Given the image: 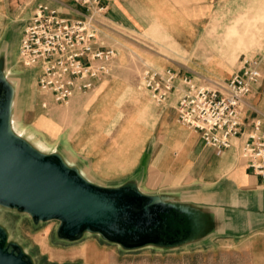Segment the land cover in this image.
Here are the masks:
<instances>
[{
	"label": "crops",
	"instance_id": "crops-1",
	"mask_svg": "<svg viewBox=\"0 0 264 264\" xmlns=\"http://www.w3.org/2000/svg\"><path fill=\"white\" fill-rule=\"evenodd\" d=\"M40 2L56 9L65 18H77L86 13V8L76 0L34 3L22 18L17 56L23 28ZM187 2L188 11L199 10L203 4L202 0ZM99 4L103 7L102 21L109 24L141 30L158 20L163 22L159 16L154 21L142 0H99ZM173 9L178 8L171 7L170 11ZM165 19L167 33L179 37L178 41H190L184 37L183 29L187 24H183V19L177 24L178 19L173 13ZM9 66L13 69L14 65ZM17 66L21 69L17 70L19 76L13 84L12 114L17 106L15 112L19 124L23 125L24 115L38 110L37 122L43 126L48 121L57 125V135L52 132L55 144L64 147L66 143V153L75 160H82V157L91 160L90 170L94 176L111 180L113 182L109 184L112 185L130 184L175 207L181 221V242L175 247L186 251L211 250L214 256L227 255V264H264V182L248 168L247 159L239 152V145L254 130L256 121H260L259 130L264 129V60L259 63L261 77L243 104L240 125L243 135L234 140V146L224 150L205 146L199 131L179 122L174 94L163 105H157L147 91L139 87L152 102L146 118L140 124H134L130 117L131 126L127 131L120 130L129 124L130 118L118 129L109 131L106 111L103 113L97 107L87 114L94 99V94L88 95L94 89L74 96L64 108L39 93L36 97L22 95L20 81L25 79L35 85V75H31L30 68ZM114 67L115 60L111 73ZM239 67L228 72L222 80L229 78ZM172 69L178 76H190L184 69ZM44 99L48 101L47 108L40 105ZM58 112L60 115H56ZM13 125L15 129L19 128ZM35 144L48 150L44 142L36 141ZM87 249L83 248L77 255L85 256Z\"/></svg>",
	"mask_w": 264,
	"mask_h": 264
},
{
	"label": "rangeland",
	"instance_id": "rangeland-1",
	"mask_svg": "<svg viewBox=\"0 0 264 264\" xmlns=\"http://www.w3.org/2000/svg\"><path fill=\"white\" fill-rule=\"evenodd\" d=\"M41 0H0V76L11 84L17 81L20 65L16 45L22 18L34 3ZM199 10L188 11L187 0H142L154 18L151 27L132 30L101 21L100 40L105 46L113 47L117 54L113 72L97 80L88 96L94 94L87 114L99 107L108 114V130L118 129L130 117L134 124H140L148 115L152 102L139 88V75L145 67L163 69L171 67L186 70L198 84L212 87L228 72L241 65L244 58L264 60V0H202ZM178 8L170 11V8ZM181 8H183L181 10ZM173 13L179 21L183 19L184 37L189 42L178 41L179 37L167 33L165 19ZM194 20L190 22L189 20ZM192 24L193 26H189ZM193 40V41H191ZM13 64V69L10 66ZM31 75L36 71L31 69ZM16 74V75H15ZM96 86V87H95ZM22 95L38 96L34 83L20 81ZM86 96V95H85ZM49 97V96H48ZM49 99H51L49 97ZM65 108V105L61 106ZM15 111L18 107L15 106ZM11 115L21 137L35 146L44 142L43 153L56 152L70 167L76 169L88 181L99 186L115 187L93 175L89 159L75 160L64 147L55 144L52 122H37L38 110L24 115L23 125L17 121V114ZM59 111H62L59 109ZM18 112V111H17ZM56 115H60L59 112ZM125 121V122H124ZM123 125L120 131L131 126ZM24 131H22V130ZM47 150V151H45ZM0 227L7 234V243L16 244L33 264H227L228 257L209 251H186L179 247H158L153 245L138 249H127L104 239L100 234L85 232L76 241L60 239V221H38L26 213L0 205ZM86 255H77L82 249Z\"/></svg>",
	"mask_w": 264,
	"mask_h": 264
},
{
	"label": "built area",
	"instance_id": "built-area-1",
	"mask_svg": "<svg viewBox=\"0 0 264 264\" xmlns=\"http://www.w3.org/2000/svg\"><path fill=\"white\" fill-rule=\"evenodd\" d=\"M76 1L86 8L77 18L62 17L48 4L37 3L19 39L20 64L36 71L37 92L57 105L68 104L110 75L117 54L100 40L103 7L99 0ZM259 63L257 58H244L236 72L212 87L198 84L188 75L178 76L170 67H145L138 85L157 105L174 94L179 122L199 131L205 146L224 150L243 135L241 113L246 96L261 77ZM40 105L47 108V99ZM259 126L260 121H256L254 130L239 145V152L264 182V129L259 130Z\"/></svg>",
	"mask_w": 264,
	"mask_h": 264
},
{
	"label": "water",
	"instance_id": "water-1",
	"mask_svg": "<svg viewBox=\"0 0 264 264\" xmlns=\"http://www.w3.org/2000/svg\"><path fill=\"white\" fill-rule=\"evenodd\" d=\"M11 85L0 76V205L28 213L35 222L60 221L62 240L85 232L127 249L171 248L179 239V213L156 195L130 184L99 186L56 152L43 153L11 129ZM0 264H33L0 227Z\"/></svg>",
	"mask_w": 264,
	"mask_h": 264
},
{
	"label": "bare ground",
	"instance_id": "bare-ground-1",
	"mask_svg": "<svg viewBox=\"0 0 264 264\" xmlns=\"http://www.w3.org/2000/svg\"><path fill=\"white\" fill-rule=\"evenodd\" d=\"M11 129L13 130V132L18 135V136H22L21 133L18 132L17 128L15 129L14 125H13V122L11 124ZM35 148L38 149L39 151H43L44 149H41L37 144H35ZM46 151V150H45ZM85 252V251H84Z\"/></svg>",
	"mask_w": 264,
	"mask_h": 264
}]
</instances>
